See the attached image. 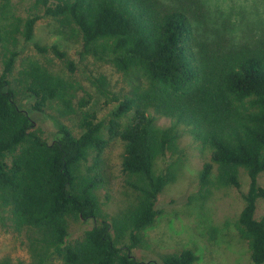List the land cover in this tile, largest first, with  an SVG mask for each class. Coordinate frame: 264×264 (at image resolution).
<instances>
[{
    "label": "trees",
    "instance_id": "16d2710c",
    "mask_svg": "<svg viewBox=\"0 0 264 264\" xmlns=\"http://www.w3.org/2000/svg\"><path fill=\"white\" fill-rule=\"evenodd\" d=\"M203 4L36 0L43 15L79 32L86 56L111 65L135 87L109 119H100L78 99V83L31 61L24 74L35 100L32 109L56 108L61 117L80 112L79 135L59 121L56 134L47 139L11 87L15 55L6 63L0 75V206L8 209L15 229L28 235L30 264H44L49 257L59 264H142L132 250L144 243V231L159 215L157 202L173 173L162 171L161 159L176 146L181 121L193 124L195 136L211 151L202 184H211L216 165L219 185L240 188V170H246L249 188L236 227L249 245L252 263L264 264V217L256 218L258 201L264 199L258 182L264 173V39L240 50H218L220 45L207 38L197 40ZM40 18L26 20L27 40ZM51 51L75 72L65 52L57 46ZM159 116L175 122L161 127ZM114 140L123 144L121 171L135 200L109 220L97 191L106 182L104 154ZM70 219L100 221L68 243ZM196 260L194 251L186 249L164 255L161 264Z\"/></svg>",
    "mask_w": 264,
    "mask_h": 264
},
{
    "label": "rangeland",
    "instance_id": "374dc122",
    "mask_svg": "<svg viewBox=\"0 0 264 264\" xmlns=\"http://www.w3.org/2000/svg\"><path fill=\"white\" fill-rule=\"evenodd\" d=\"M163 1L172 5L174 0ZM201 1L205 17L197 25V40L207 38L213 45H220L218 50H240L243 46L254 47L264 39V0ZM36 15L41 18L35 24L32 38L27 40L23 35L25 22ZM0 36L3 39L0 40V75L14 54L9 76L11 87L17 93L18 104L29 111L36 127L47 139L54 137L59 121L79 135L80 112L61 117L56 108H47L43 112L32 109L35 100L26 90L28 79L24 74L31 61H39L53 74L78 83L81 88L77 92L78 99L87 102L85 109L96 113L100 119H109L118 101L134 90L131 78L109 64L86 56L79 32L43 15L36 0L0 1ZM38 46L48 52L41 53ZM53 46L66 53L68 60L76 66L75 72L71 73L66 62L52 53ZM157 122L161 127H168L175 120L159 116ZM178 131L176 146L161 159L162 171L173 172L171 182L159 196V215L155 223L144 231V243L132 250L133 255L142 264H161L164 255L190 249L197 256L194 264H253L249 245L236 227L244 207L243 195L249 188L246 170H240V188L219 185L216 165L211 184H202L201 171L211 161V151L195 136L197 129L193 124L181 121ZM123 152L122 142L114 140L104 154L106 182L98 189L97 195L109 220L121 211L125 212L135 200V193L127 186L126 176L121 171ZM258 182L264 187V173ZM263 217L264 199H260L256 218ZM99 221L70 219L67 242L81 238ZM32 261L28 235L15 229L8 209L0 206V264H30ZM44 264L59 263L49 257Z\"/></svg>",
    "mask_w": 264,
    "mask_h": 264
}]
</instances>
